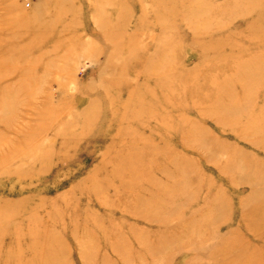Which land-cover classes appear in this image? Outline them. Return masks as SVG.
I'll return each mask as SVG.
<instances>
[{
  "label": "rangeland",
  "instance_id": "374dc122",
  "mask_svg": "<svg viewBox=\"0 0 264 264\" xmlns=\"http://www.w3.org/2000/svg\"><path fill=\"white\" fill-rule=\"evenodd\" d=\"M0 264H264V0H0Z\"/></svg>",
  "mask_w": 264,
  "mask_h": 264
}]
</instances>
